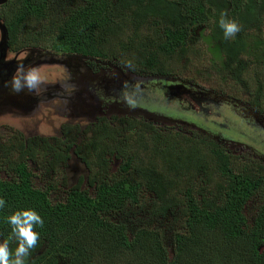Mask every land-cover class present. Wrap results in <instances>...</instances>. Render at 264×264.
<instances>
[{"label": "trees", "instance_id": "16d2710c", "mask_svg": "<svg viewBox=\"0 0 264 264\" xmlns=\"http://www.w3.org/2000/svg\"><path fill=\"white\" fill-rule=\"evenodd\" d=\"M222 12L241 25L234 39H225L218 25ZM263 17L264 0H6L0 9L9 51L47 50L77 57L88 69L104 62L136 77L172 75L167 66L188 52L196 30H208L207 51L222 59L230 78L263 68V42L244 32L259 27ZM255 76L258 84L264 69ZM113 121L99 119L95 139L78 143L76 131L64 142L69 156L50 147L53 159L38 162L47 165L39 185L30 162L13 169L10 184L0 179L7 202L0 210V239L11 235L6 217L31 208L44 226L37 229L41 239L30 264H264L263 159L246 155L241 162L213 140L198 136L190 144L195 138L181 132L167 143L161 139L165 128L142 121L122 120L120 131H109ZM160 145L165 151L159 156ZM134 146L139 151L132 152ZM8 148L14 149L0 143V171L12 155ZM67 159L85 170L71 174V185L67 177L55 183L53 169L66 174ZM188 171L198 179L178 189L181 209L175 212L167 189L181 183L172 173ZM129 215L135 222L127 221ZM176 215L184 228L151 222Z\"/></svg>", "mask_w": 264, "mask_h": 264}, {"label": "rangeland", "instance_id": "374dc122", "mask_svg": "<svg viewBox=\"0 0 264 264\" xmlns=\"http://www.w3.org/2000/svg\"><path fill=\"white\" fill-rule=\"evenodd\" d=\"M143 30V29H142ZM245 32V36L255 37L258 40H261L264 44V17L262 18L261 25L257 28L247 29ZM145 30L141 31L140 35H145ZM208 36V30H198L195 32L193 36V41L189 44L188 52L184 54L181 58L174 60L171 62V66H167L170 73L174 79L186 81L193 85H198L203 88L213 89L218 92H222V95L226 98H231L240 103L243 108H246L248 111H258L260 115L264 113V76L259 77L258 84L257 78L255 76L256 72H263L264 67H254L253 69L248 70L245 74L238 76L237 79L230 78L228 72L223 71V62L222 59L218 56L212 57L211 53L207 50V45L205 43V39ZM119 41L115 42V45H118ZM128 43V40H125L124 45ZM29 48L24 49L22 51L11 52L8 51L5 57V60L9 59H22L32 54H27ZM123 54V53H121ZM40 60L36 63H39L35 66H38L43 77V87L34 94H26L24 98L18 99L14 97H5L0 98V134L3 136L0 138V143L4 147L13 146L15 149L17 148L20 141L24 143L21 139L26 137V145L27 147H23L22 149L16 151L12 150L15 156L26 153L32 157L33 160V140H43V141H53L55 137L61 138L63 134H58V131L64 129L62 131L64 134L70 129V125L73 126V130L70 132L69 138H71L75 133V128L79 127L81 130V126L83 124L85 126H89L88 130L85 133V138L80 135L79 141H84L85 139H95L96 135L93 133L92 129L95 127V124H91L87 121H82L81 124L79 121H71L68 122L69 116L70 118H78L80 121L87 117L88 119L100 118L106 120H114L109 127V131L111 129L121 130L123 126V121L137 122L141 121L148 124H157L160 127L165 128L163 133L161 134L164 137V140L168 142L175 141V133L181 132L182 134L190 137L187 133L183 131L186 125H180L175 122H170L169 120H165L166 117L164 113H174L172 108H169L164 103H160L161 105L155 110H149L146 107L153 105L157 102V99L152 101L144 100L142 104H140L141 96L140 90L138 87L140 86L141 90L143 86L147 84L144 82H138L134 80V82H138L140 85L136 86L135 92H132L131 97L126 93L128 98L133 99L132 103L124 102L122 97H117L115 99H108L105 97L100 90H98V83H101V80L109 81L110 78L113 79L115 75L113 70H117L116 68H112V66L100 64L103 66L104 70L99 72L98 76L91 73L89 69L82 63L77 57L74 56H57L53 57L50 55L42 56L39 58ZM245 62V59H243ZM32 63V62H31ZM29 63V64H31ZM105 65V66H104ZM107 67H111V70H108ZM16 69L13 73H15ZM123 73L127 74V71L122 70ZM135 78H138L134 76ZM101 79V80H100ZM46 81V82H45ZM67 81L74 87L68 88L67 90L62 89L60 87L61 83ZM132 83V82H131ZM107 86V85H103ZM101 86V87H103ZM108 87V86H107ZM127 88V87H125ZM132 88V87H131ZM49 89V90H48ZM102 95V98L100 97ZM157 96H161L162 92L157 93ZM150 97H154L153 94L149 95ZM121 98V99H119ZM98 99H101L100 102ZM106 99V100H104ZM107 102L112 103L111 106L107 108H101L102 103L106 104ZM169 104V103H168ZM103 106V105H102ZM258 107V108H257ZM223 107L219 109L220 114H222ZM256 108V109H255ZM141 111V112H139ZM228 113V112H227ZM74 115V116H73ZM264 116V115H263ZM170 117V116H168ZM227 121H229L227 119ZM126 123V122H125ZM157 125H155L157 127ZM64 126V127H63ZM194 129V128H192ZM191 129V130H192ZM183 131V132H182ZM245 131V130H244ZM118 132V131H117ZM244 139L247 141L249 146H255L256 143H252L254 139V135L252 137L248 133H241ZM23 136V137H22ZM148 137V136H146ZM166 137V138H165ZM8 138V139H7ZM68 137L66 140H69ZM135 138H137L135 136ZM168 139V140H167ZM261 139V145H264V134L259 138ZM258 139V141H259ZM124 140V139H122ZM191 140L196 139H190ZM109 141V140H104ZM117 141H119L117 139ZM129 141V139L127 140ZM193 141V142H194ZM113 141H109L108 144L112 147L114 145ZM57 145H61L58 142ZM132 145H134L132 143ZM156 145V144H155ZM235 150L236 147L232 146ZM41 150V149H39ZM139 151L136 147H132V152ZM159 150V148H158ZM165 151L163 146L160 145V150L158 155L160 156L161 152ZM251 152V155L256 156V152ZM12 154V153H11ZM47 154L51 153H39L36 156L39 158V162L45 163L46 160L50 159V156ZM237 155L242 162L244 160V156ZM247 155V153H246ZM108 157V156H107ZM257 158H261L260 156H256ZM152 158V156L150 157ZM239 160V159H238ZM144 161L148 162V159ZM185 162V161H184ZM155 163L160 171H163L162 162L157 158ZM166 166L168 165L165 162ZM78 173L84 172L85 168L83 165L78 166ZM61 172L59 169L54 173V182L60 183L63 177H67V181L71 174L67 173L65 175L58 174ZM98 173L99 171H95ZM99 174V173H98ZM173 176H178V181L181 185L174 187V189H167L168 197L167 199L174 198V207L175 212L180 213L181 207L178 206L181 201V197L178 196V189L182 187V184L188 183L187 181H196L198 178L193 175V172L188 171L184 175L172 173ZM170 176V175H169ZM136 180L138 179L136 176H132ZM108 178H111L109 176ZM69 184V181L67 182ZM153 203L151 205L154 206ZM144 213V212H143ZM144 215V214H143ZM144 220H147V217H144ZM127 221L135 222V219L131 215L127 217ZM152 223L159 222L162 226H170L174 229L184 228L182 221L176 215L175 217H167V219H158L157 221L151 220ZM167 234H169L167 232ZM168 236V235H167Z\"/></svg>", "mask_w": 264, "mask_h": 264}, {"label": "flooded vegetation", "instance_id": "af4514ba", "mask_svg": "<svg viewBox=\"0 0 264 264\" xmlns=\"http://www.w3.org/2000/svg\"><path fill=\"white\" fill-rule=\"evenodd\" d=\"M5 1L6 0H0V9L2 8V4ZM6 42L7 41L5 37V31L2 28L0 22V98L14 97V98L22 99L25 97L26 94L23 93L19 95L10 94V90L4 86L5 82L9 81L12 75L14 74L13 71L16 69L17 64L20 63L29 64L32 62L30 65H37L39 63L36 62L39 61L40 60L39 58H41L42 56L44 57L47 55L53 57L65 56V54H57L53 52H48L47 50L40 51L38 49L30 48L29 51L32 52H28L27 54H32V55L28 56V58L27 57H24L22 59L12 58L9 60H5L6 54L9 51ZM22 50H18L15 52L18 53L19 51ZM82 63L84 64L83 60ZM89 68H90L89 71H91V73L97 76L99 72L104 70V68L101 67V65L98 62L96 63V66H92V67L90 66ZM107 69L111 70V67L110 68L107 67ZM121 69L122 68L113 70L115 71L114 72L115 75L113 76V79L110 78L109 81L100 79L101 83L99 82L97 84L99 86L98 90H100L105 97H108V99H115L117 97H122V99H124L126 93L129 95V97H131L132 92L137 91L136 86L138 87V85H140L143 82L142 78L144 77L145 78L144 82L147 85L143 86L142 90L140 86L138 87V89L140 90L139 96H141L140 104H142L144 100L152 101L156 98H159L161 100L160 102L157 100V102H155L153 105L146 108H148L149 110H155L161 105L160 103H164L169 108H172L174 110V113L165 112L164 113L165 116L163 117H166L165 120H169L170 122H175L180 125H186L183 131L187 133L190 137H194L195 139H197L198 136H201L204 138L211 139L215 143H217L220 147H222L224 150H226L229 154L232 155L237 154L239 152V155L245 157L247 153V155L251 157L260 156L261 159L264 160V145L258 143V146L263 147V151H260V149H258L257 143H256V147L249 146V144L241 134V133L244 134L245 132L248 133L251 137L253 134L254 139L252 143H255L257 138H260L261 135L264 134V116H263L264 113H262L263 115H260L258 111H256L257 110L256 108H255L256 110L254 111H252V109L251 111H248L246 108H243L238 101L228 97L225 98L222 95V92H218L213 89L203 88L198 85H193L186 81L177 80L174 79L172 76L148 75V76L135 78L134 76H128L126 73H123ZM134 80H137L138 82L141 83L139 84L136 81L134 82ZM1 84H3L2 88H1ZM103 85H107L108 87ZM160 92H162V95L157 96L156 94ZM150 94H153L154 97H150L149 96ZM100 97L102 98V95ZM98 100L100 102L102 101L101 99ZM130 100L133 102V99L130 98ZM124 102L126 103L127 100L124 99ZM102 105L100 106V110L101 108H107L111 106L112 103L107 102L106 104L102 103ZM223 106L224 108L222 114H220L219 109ZM70 117L71 115L69 116L68 122L79 121L80 124L82 121H87L91 124H96L100 119L97 117L91 120L85 117V119L80 121L78 118H70ZM227 119L229 121H227ZM107 121H109V118H107ZM68 127H70L68 131L73 130L72 125ZM88 127L89 126H85L83 124V126H81L82 128L81 130H79V127L75 128V132L76 131L79 132L78 138H80V135L85 137L84 132L88 130ZM157 127L159 128L160 126L157 125ZM62 131H64V129L62 130V128L60 131H58V134H63L62 137L63 141L60 142L61 145H57L59 142L57 140L43 141V140L32 139L33 158H35V160H32V157L26 153L15 156L12 150H16V149L14 148L11 150L8 148L9 152H11L12 155L10 156V159H8L7 157H3L4 159L5 158L7 159L4 160L6 162V165H4V168H1L0 171V179L2 180V182H8V184H10L15 175L13 169H15L17 166L25 162H30L28 166L32 169L33 174L35 175V178L33 177V181L36 182V179L43 181L44 180L43 175L45 173V168L47 165L39 166L38 165L39 158L36 155L42 152L51 153V154H47L48 156H50L51 159L53 151L50 149V147L52 148L56 147V150L58 151L57 153H60L61 156L63 157L69 156V153H66L64 151V149L66 148L64 142L67 141L66 140L67 137L69 138L68 136L69 132L67 131L64 134ZM2 136L4 139H6L3 134H0V138ZM23 145L27 147L26 143H23ZM232 146H235L236 149L234 150ZM250 150L252 152H256V156L251 155ZM28 159L30 161H27ZM50 159L46 161H49ZM66 163H68L67 164L68 173L77 174V175L79 174L77 169L80 164L78 162H74L72 163L73 164L72 165L70 163V160L67 159ZM58 169L61 171L58 172V174H63V175L65 174V172H63L61 168L59 167L57 169L54 168L51 177L52 180H54V173L56 170L58 171ZM64 170H65V166H64ZM39 182L40 181L36 182L37 183L36 185H39ZM69 183L71 185V182ZM10 247L13 249L15 248L14 245H10ZM35 259L36 256L34 255V253H32L30 257L31 260L30 263H33Z\"/></svg>", "mask_w": 264, "mask_h": 264}, {"label": "clouds", "instance_id": "9594fccd", "mask_svg": "<svg viewBox=\"0 0 264 264\" xmlns=\"http://www.w3.org/2000/svg\"><path fill=\"white\" fill-rule=\"evenodd\" d=\"M218 25L225 39H234L241 31V25L236 20L229 19L224 12L220 14ZM4 86L10 90V94H34L43 87V77L38 66L20 63ZM60 87L67 90L74 86L65 81ZM124 98L128 103H132L127 95ZM6 204V200L0 197V210L4 209ZM6 221L10 226L11 235L8 239H0V264H30L32 250L41 239L37 229L44 226V219L35 209L26 208L12 212L6 217ZM12 241L16 244L14 249L10 247Z\"/></svg>", "mask_w": 264, "mask_h": 264}, {"label": "water", "instance_id": "95a60500", "mask_svg": "<svg viewBox=\"0 0 264 264\" xmlns=\"http://www.w3.org/2000/svg\"><path fill=\"white\" fill-rule=\"evenodd\" d=\"M1 87H3V84H1Z\"/></svg>", "mask_w": 264, "mask_h": 264}]
</instances>
